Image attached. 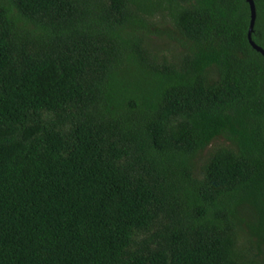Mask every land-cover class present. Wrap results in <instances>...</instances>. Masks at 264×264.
Listing matches in <instances>:
<instances>
[{
  "label": "trees",
  "instance_id": "1",
  "mask_svg": "<svg viewBox=\"0 0 264 264\" xmlns=\"http://www.w3.org/2000/svg\"><path fill=\"white\" fill-rule=\"evenodd\" d=\"M251 20L247 0H0V264H264Z\"/></svg>",
  "mask_w": 264,
  "mask_h": 264
},
{
  "label": "water",
  "instance_id": "2",
  "mask_svg": "<svg viewBox=\"0 0 264 264\" xmlns=\"http://www.w3.org/2000/svg\"><path fill=\"white\" fill-rule=\"evenodd\" d=\"M247 2L250 4L251 7V13H252V20H251V25H250V30H249V42L251 46L262 56L264 57V49L260 47L259 45L256 44V42L253 40V34L255 32V26H256V21H257V10H256V4L254 0H247Z\"/></svg>",
  "mask_w": 264,
  "mask_h": 264
},
{
  "label": "rangeland",
  "instance_id": "3",
  "mask_svg": "<svg viewBox=\"0 0 264 264\" xmlns=\"http://www.w3.org/2000/svg\"><path fill=\"white\" fill-rule=\"evenodd\" d=\"M161 48L163 49H167V50H171V49H174L175 48V44L173 41L171 40H166L163 44L159 45ZM170 58L172 57L171 55L169 56ZM225 145V144H228V142H226L225 140H220V141H217L215 144H213L214 146H211L209 148V150L206 151V153L204 154V158H206L210 153L211 151H213L214 147H216V145ZM201 159V161L198 162V166H197V169L200 170L201 167L204 165V162L205 160L207 159Z\"/></svg>",
  "mask_w": 264,
  "mask_h": 264
}]
</instances>
